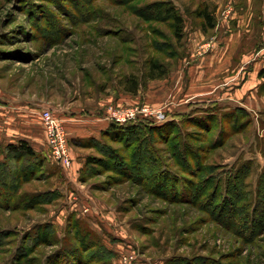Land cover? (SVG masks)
<instances>
[{"label":"rangeland","instance_id":"rangeland-1","mask_svg":"<svg viewBox=\"0 0 264 264\" xmlns=\"http://www.w3.org/2000/svg\"><path fill=\"white\" fill-rule=\"evenodd\" d=\"M128 1L0 0L1 126L16 129L20 136L32 132L38 140L29 143L41 157V166H29L28 159L11 163L0 156L12 169H29L14 187L17 192L9 189L12 176L1 175L9 184L6 189L0 185V264L55 263L50 256L59 248L57 238L72 241L75 222L114 251L113 264H168L177 256L237 254L232 236L201 224L198 211H205L206 205L173 204L167 199L175 194L162 198L152 181L135 180L136 174L125 177L112 160L109 166L89 168L86 161L89 156L105 157L101 150L108 146L124 155L120 151L125 142L118 132L113 134L118 139L102 135L104 123L114 121L112 111L148 108L150 115L138 123L161 126L174 121L179 132L190 134L188 146L195 147L194 154L199 147L208 148L207 163L219 165L220 173L253 161V173L244 184L256 189L264 167V96L244 94L237 88L244 70L239 78L234 72L242 69L247 55L264 48V0ZM149 4H168L179 11L185 20L183 42L177 45L169 17L146 20L132 11ZM205 5L217 21L207 33L196 17ZM221 33L234 34L236 51L229 62L225 52H218L221 61L215 63L207 56L211 50H202L203 43L215 38L216 50L234 46L230 39H220ZM149 58L167 65L165 78H144ZM247 67L249 71L252 64ZM130 75L143 84L137 95L124 90ZM233 76L237 79L231 82ZM46 111L69 141V168L54 159L48 145ZM160 111L165 121L157 118ZM213 115L218 123L211 133L193 126ZM220 133L225 145L209 148L215 139L223 141ZM149 135L156 148L167 149L155 132ZM7 144L0 140V153ZM209 203L211 211L215 203ZM242 258L248 264H264V234L257 246L243 250Z\"/></svg>","mask_w":264,"mask_h":264},{"label":"trees","instance_id":"trees-1","mask_svg":"<svg viewBox=\"0 0 264 264\" xmlns=\"http://www.w3.org/2000/svg\"><path fill=\"white\" fill-rule=\"evenodd\" d=\"M156 4L154 6L149 4L147 7L141 5L132 7V11L136 14L139 13L138 15L146 20H155V18L158 19L161 16L172 19L175 27L174 36L177 45L180 44L183 42L185 29L183 16L172 5L162 4L156 6ZM196 17L202 20L201 26L205 33L216 28V18L208 6L200 7L196 12ZM173 56L177 57V54L173 53ZM147 63L148 70L144 74L146 80L163 79L168 75L169 69L160 59L149 58ZM259 78L261 80L259 93L264 96V68L260 71ZM142 85L136 75H130L126 79L124 90L127 93L137 95ZM182 114L178 115L182 116ZM215 116L208 117L209 120L198 119L193 126L198 128L200 132L211 133L218 123V117ZM221 129L223 131L224 127L222 126ZM177 131L178 125H175L174 121L161 126H154L145 121L141 123L130 122L122 126L112 121L108 128L102 132L103 138L110 136L112 139H118L113 135L118 132L120 135L117 134L121 137V140L125 142L123 144L121 141L125 149L119 153L124 155H119L118 152H114L108 146L107 149L101 150V154L105 157H87V167L95 165L109 166L112 160L114 164H117V168H123L124 171L121 174H124L125 177L136 174L133 175L134 178H137L135 180L152 181L153 186L160 188L159 193L162 198L166 194H175L167 199L176 202L171 201L173 204L197 207L206 205L205 211H198L202 215L200 218L201 224L214 225L221 232L224 231L232 236L230 238L238 243V248L234 249L237 254L232 253L224 256L215 252L210 254L211 256H177L170 259L168 264H248V261L245 262V259L242 258L243 250L247 247L257 246L260 237L264 234V167L259 175L258 186L256 189H252L247 183L244 184V180L253 173V161L243 162L241 166L239 165L231 170L230 173H220L219 165H208L207 163L206 150L208 148L199 147L196 154H194L195 147L191 149L188 146L190 134L181 131L177 133ZM150 132H155L159 136V143L167 145V149L163 150L169 155L167 158L163 157L162 149L156 148L151 143ZM221 133L220 137L222 138ZM224 145L225 140L215 139L208 146L211 149H219ZM1 155H4L5 159L11 163H22L28 159L30 160L29 166L34 164L41 166L39 152L26 140H19L16 143L5 145L4 150L0 153ZM109 155L108 159L107 156ZM5 159L0 158V185L3 189L8 187L9 183L1 180V175L8 174L12 176L10 184L13 185L12 187L10 185L9 189L17 192L14 187L19 186V183L26 179L29 169L27 170V167L24 166H15L16 168L12 169L11 163L6 165L8 162ZM176 167L177 172H174L173 169ZM182 172L188 174V177L191 175L194 179L188 178ZM214 184L217 185V190L212 189ZM223 190H225V193H223ZM210 200H213L215 205L217 204V206L213 205L211 211L209 207L211 205ZM75 224L71 223L72 241L66 239V242L63 243V239L57 238L59 248L50 256L56 259L53 264H113L114 251L106 247L91 230L79 227V223L75 222ZM235 241L234 244H236ZM46 244L54 245L49 239H46Z\"/></svg>","mask_w":264,"mask_h":264},{"label":"crops","instance_id":"crops-1","mask_svg":"<svg viewBox=\"0 0 264 264\" xmlns=\"http://www.w3.org/2000/svg\"><path fill=\"white\" fill-rule=\"evenodd\" d=\"M225 26H227V24ZM223 27H224V25H223ZM223 34L220 37V39H226V40L230 39L231 42L229 44H231L233 42L232 45H234V40H235L234 34L233 35H227V33H223ZM215 40L216 39L214 38V40L211 42L208 41V42L203 43L205 48H203L202 50L206 51V50L210 49L211 51L207 56L211 57L212 61L215 63H217V62L220 63V61H221L220 59L216 58L217 53L218 52H220V53L225 52V55L227 54V56H228V62H229L230 57H233V54L236 51L235 45L230 47L227 44L225 47L220 48L222 51L216 50L218 44H216ZM250 56L252 57V60L248 61V63H246L247 58H249ZM244 61H243L244 64H242V67H241L242 69H239V70L234 72V74H236V76H238V78H239L241 71L244 70V74H243L244 78L242 79V82H241L242 84H239L237 88L244 91L245 92L244 94L250 92L252 94V96H254V99H255V98H257L256 97L257 94L259 97L261 96L259 93V85L261 84V80L259 78V73L264 68V48L261 51L258 50V52L247 55L246 58L244 59ZM230 63H231V61H230ZM251 64H252V68L249 71H247V68H248L247 66H249ZM236 79L237 78L235 76L231 77V80H232L231 82H234ZM253 93H255V95H253ZM241 104L243 105V103H241ZM108 123H104L103 130H105L109 126ZM2 124H3V122H2ZM5 129H6L5 125L1 126V121H0V140L5 141L6 143H14V142L16 143L19 140H26L30 143L31 142L33 143V142H36L38 140L37 137L32 134V132H28V134H26L25 136H20V135H18V132L16 129L11 130V131L10 130L6 131ZM32 137L35 139H32Z\"/></svg>","mask_w":264,"mask_h":264},{"label":"built area","instance_id":"built-area-1","mask_svg":"<svg viewBox=\"0 0 264 264\" xmlns=\"http://www.w3.org/2000/svg\"><path fill=\"white\" fill-rule=\"evenodd\" d=\"M111 119L119 123L124 122H137L141 116L148 117L150 111L148 108L144 109H130V110H114L111 113ZM157 118L160 121H165L166 116L160 111ZM138 119V120H137ZM44 122L48 129V145L54 155V159L58 161L64 168L72 166V156L69 149V141L63 131L57 123L54 121L50 111L44 112Z\"/></svg>","mask_w":264,"mask_h":264}]
</instances>
